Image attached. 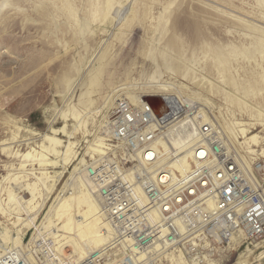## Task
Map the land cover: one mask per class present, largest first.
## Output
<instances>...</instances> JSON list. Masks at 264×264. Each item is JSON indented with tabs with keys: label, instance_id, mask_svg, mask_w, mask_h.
I'll return each mask as SVG.
<instances>
[{
	"label": "rangeland",
	"instance_id": "rangeland-1",
	"mask_svg": "<svg viewBox=\"0 0 264 264\" xmlns=\"http://www.w3.org/2000/svg\"><path fill=\"white\" fill-rule=\"evenodd\" d=\"M154 81L176 86L172 97L193 99L223 128L249 171L257 160L264 162V0H0L3 208L7 190L28 196L20 189L24 179L14 181L22 165L38 172L22 155L50 147L49 138L62 146L75 142L77 160L36 220L61 224L56 212H47L71 171L94 157L90 148L97 137H105L111 109L95 113L100 99H129L127 92H149ZM241 123L255 124L248 136L261 138L254 153L238 144L245 141L237 133ZM14 212H0V231H14ZM249 248V258L240 259L244 246L213 264H264V242ZM170 262L164 263L175 264Z\"/></svg>",
	"mask_w": 264,
	"mask_h": 264
},
{
	"label": "built area",
	"instance_id": "built-area-1",
	"mask_svg": "<svg viewBox=\"0 0 264 264\" xmlns=\"http://www.w3.org/2000/svg\"><path fill=\"white\" fill-rule=\"evenodd\" d=\"M144 99L116 100L103 124V154L80 164L55 197L86 178L102 244L79 256L39 218L20 246L0 250V264H165L180 256L213 264L264 242L263 162L248 174L218 123L181 101ZM187 129L194 133L181 144L175 135Z\"/></svg>",
	"mask_w": 264,
	"mask_h": 264
},
{
	"label": "bare ground",
	"instance_id": "bare-ground-1",
	"mask_svg": "<svg viewBox=\"0 0 264 264\" xmlns=\"http://www.w3.org/2000/svg\"><path fill=\"white\" fill-rule=\"evenodd\" d=\"M148 88L150 90L149 92H145L140 95L130 94L128 92L126 94L129 95V99L132 102H138L140 100V97L146 98L151 96L153 97L164 96L167 97L173 104H177V102L181 101L184 104H189L190 108L197 109L196 108L197 104L194 102L193 99L186 98L185 100H183L181 97H172L168 94L172 89L175 90L177 89L176 86H174L173 84H167V83L161 84V82L158 83L154 81L151 83V85H149ZM100 100H101L100 102L101 104L99 105L101 106V109L95 112L97 114L103 112V110L112 109L115 106L116 98L114 96L105 94L104 97H102V99ZM76 119L78 118L76 117ZM254 125L255 124L241 123L239 124L237 131V133L241 136V138L243 137L245 139L244 142L242 143L240 142L238 144L242 145L244 150L250 153L255 152L254 147L259 146L260 144L259 142L261 140L259 135L248 137L249 134L252 133L251 129H254L253 128ZM77 130L78 129H76L75 132H77ZM63 131L69 134L67 132L66 127L63 128ZM177 132L178 133L175 135V138H177L178 142H181V144L183 142L184 143L189 142V140L191 139L194 133L192 129L191 130L187 129ZM235 133L233 134L237 136V134ZM72 134L73 133H70L69 136ZM102 134H105V132H103ZM97 138L98 140H95L96 142L93 144V147L90 148V153H92L94 156L99 157L100 155L103 154L102 147L104 145L103 143L104 138L102 137H97ZM48 141L51 143L50 147H47L45 146V144H43L40 146L39 148L40 150L38 149L39 151H36L35 149H31L26 154L22 155L23 163L31 162L32 167L34 166L37 167L34 170L38 171L37 173L27 172L26 167H28L29 165L27 164L22 165L23 172L20 173L21 176L18 178L16 177V179L14 180L16 181L17 179L20 178L24 179V181L20 183L25 182L26 185L21 186L20 189L23 190L24 192H27L29 198L28 196L19 198L13 190H7L8 202L6 204V208H3V206L0 203V212L5 214L8 211L9 212L15 211L14 213L16 214L15 215L16 222L13 221L14 223H12L15 227V231L10 232L9 230H5V229L4 230L2 229L3 231H0V239H1L0 250H5L10 247L21 245L23 236L26 234L27 230H30L32 227L36 226V224L39 222L38 221L36 223L38 213L45 208V206L47 205V203H49L52 196H54L55 192L57 191V186L59 185V182L63 178L64 172L66 173V169L68 168V166H70L74 161L77 160V152L75 151V146H76L75 142H69L67 145L62 146L61 141H59L56 138H49ZM237 141L239 142V140ZM60 146L62 147V150H58ZM262 155H264V151L262 152ZM260 166H261V170L264 171V167H263L264 162ZM58 168H62L63 171L50 172L51 169L56 170ZM247 170H248L247 173L249 174L248 167ZM5 177L7 178V176ZM31 177L35 180V182H29L31 181L30 180ZM73 188L75 192H71V193L68 192L66 196L62 198L57 197L55 201L52 203V205L49 207V210L47 212V217L52 216V214L54 215V213L56 212L55 217L59 220V222H61V224L60 223L58 224L57 222L56 224H54V222H51L48 219H43V223H48L49 226L51 225L55 226L57 232L55 235H57V238L60 239L61 241H65V243L67 244H71L75 250L74 252L79 254V256H83L84 252L86 253L91 248L93 249L100 246L103 241L97 235L98 227H99V220H98L99 205H98V201L92 194L87 184L86 178L81 177ZM261 247L259 246L256 248H261ZM253 251L248 247L246 251L240 255V259L249 258L253 253ZM173 261L175 262V264H186L181 256L178 257V259L174 258Z\"/></svg>",
	"mask_w": 264,
	"mask_h": 264
},
{
	"label": "water",
	"instance_id": "water-1",
	"mask_svg": "<svg viewBox=\"0 0 264 264\" xmlns=\"http://www.w3.org/2000/svg\"><path fill=\"white\" fill-rule=\"evenodd\" d=\"M146 102H148L150 105L152 106H156L158 104V102H165L167 105L172 104V102L167 98V97H146L144 99Z\"/></svg>",
	"mask_w": 264,
	"mask_h": 264
}]
</instances>
